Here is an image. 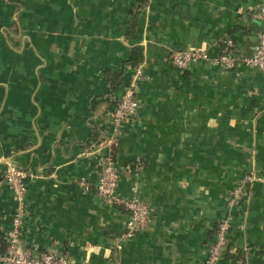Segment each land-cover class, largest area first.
Here are the masks:
<instances>
[{
  "label": "crops",
  "instance_id": "obj_1",
  "mask_svg": "<svg viewBox=\"0 0 264 264\" xmlns=\"http://www.w3.org/2000/svg\"><path fill=\"white\" fill-rule=\"evenodd\" d=\"M3 1L0 231L15 204L4 181L13 165L32 174L21 248L51 250L66 264H202L228 192L251 169L264 176V72L240 63L179 70L170 54L214 57L227 40L250 54L261 0H143L141 8L138 0H22L19 10ZM132 48L142 52L139 108L108 144L110 113L135 68L123 66ZM109 71L122 72L116 88L104 82ZM109 154L117 195L149 208L145 228L119 245L127 212L96 193ZM233 216L230 251L217 264H264V182L245 186Z\"/></svg>",
  "mask_w": 264,
  "mask_h": 264
},
{
  "label": "built area",
  "instance_id": "obj_2",
  "mask_svg": "<svg viewBox=\"0 0 264 264\" xmlns=\"http://www.w3.org/2000/svg\"><path fill=\"white\" fill-rule=\"evenodd\" d=\"M258 15L263 27L250 54L245 55L234 48L230 40H227L224 49L217 56L210 57L203 49H184L170 54L171 63L179 70H187L199 63H212L224 69L232 68L240 63L264 72V0H261ZM139 68V65L134 68L126 87L110 113L111 134L107 139L108 144H116L122 134L123 125L137 115L139 102L136 98V88L141 76ZM119 175L114 157L112 154L106 155L102 161L96 193L106 202L122 206L127 212V220L123 231L117 238V245L131 239L135 233L143 230L147 225L149 215L148 205L138 196L133 194L129 197L117 195ZM31 176V173L12 165L5 171L4 181L12 192L15 204L9 226L3 233L6 249L4 253L0 254V264H66L64 255L55 254L51 250L38 252L33 248H21L20 246L21 228L26 213L25 183L26 179ZM255 181L264 182V176L257 175L255 170L251 169L228 192L226 210L216 225L214 241L208 246L202 264H217L224 255L230 244L228 234L234 217L233 209L238 205L245 186ZM240 228L243 229L244 224H241ZM247 250L246 246L241 248L244 253Z\"/></svg>",
  "mask_w": 264,
  "mask_h": 264
},
{
  "label": "trees",
  "instance_id": "obj_3",
  "mask_svg": "<svg viewBox=\"0 0 264 264\" xmlns=\"http://www.w3.org/2000/svg\"><path fill=\"white\" fill-rule=\"evenodd\" d=\"M10 3H12L15 6V10H19L22 5H23V1L22 0H8ZM138 7L141 8L143 5V0H138ZM14 34H18V29H17V24L16 22H13V29L12 31ZM142 61V52L140 49L138 48H132L131 50V54L128 57V59H126L123 63V66H129V67H136L138 65H140ZM123 76H122V72H107V74H105L104 76V82L109 85V87L112 88H116L117 83L120 82L122 80ZM6 249V245H5V241L3 238V232L0 231V254L4 253ZM230 247H227V249L225 250L224 255L229 253ZM232 254V253H230ZM236 254V253H233Z\"/></svg>",
  "mask_w": 264,
  "mask_h": 264
},
{
  "label": "rangeland",
  "instance_id": "obj_4",
  "mask_svg": "<svg viewBox=\"0 0 264 264\" xmlns=\"http://www.w3.org/2000/svg\"><path fill=\"white\" fill-rule=\"evenodd\" d=\"M2 2H4L3 0H0V4H3ZM4 4H6V3H4ZM1 6V5H0ZM8 6V5H7ZM10 6V8H9V11L7 10V8H6V6H3L4 8H2L1 9V11L3 12V11H8V12H10V10H11V8H12V6L11 5H9ZM4 14H5V12H4ZM6 15V14H5ZM4 15V16H5ZM15 17H17L18 18V15L17 14H15ZM0 21H1V16H0ZM126 87V85L123 87V89ZM123 89H122V91H123ZM122 91H121V93H122ZM121 95V94H120ZM118 99H119V97H118ZM118 99L116 100V102L118 101ZM13 166V165H12ZM17 167V166H16ZM101 167H102V164H101Z\"/></svg>",
  "mask_w": 264,
  "mask_h": 264
}]
</instances>
